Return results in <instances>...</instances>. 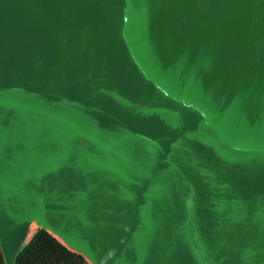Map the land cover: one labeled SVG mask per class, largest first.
Wrapping results in <instances>:
<instances>
[{"label":"water","instance_id":"1","mask_svg":"<svg viewBox=\"0 0 264 264\" xmlns=\"http://www.w3.org/2000/svg\"><path fill=\"white\" fill-rule=\"evenodd\" d=\"M264 264V0H0V253Z\"/></svg>","mask_w":264,"mask_h":264},{"label":"trees","instance_id":"2","mask_svg":"<svg viewBox=\"0 0 264 264\" xmlns=\"http://www.w3.org/2000/svg\"><path fill=\"white\" fill-rule=\"evenodd\" d=\"M54 242L66 250L64 253ZM0 264L4 260L0 253ZM15 264H89L76 252L62 245L44 229H37L18 253Z\"/></svg>","mask_w":264,"mask_h":264},{"label":"rangeland","instance_id":"3","mask_svg":"<svg viewBox=\"0 0 264 264\" xmlns=\"http://www.w3.org/2000/svg\"><path fill=\"white\" fill-rule=\"evenodd\" d=\"M36 230H37V229H36ZM36 230H35V231H36ZM35 231H34V232H35ZM33 234H34V233H33ZM54 243L58 246V244H57L56 242H54ZM60 243H61V242H60ZM61 244H62V243H61ZM62 245H63V244H62ZM58 247H59L64 253L66 252V250H65L64 248H62L60 245H59Z\"/></svg>","mask_w":264,"mask_h":264}]
</instances>
